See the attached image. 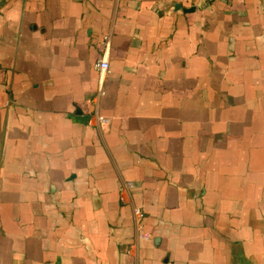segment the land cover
Masks as SVG:
<instances>
[{
    "label": "crops",
    "instance_id": "0c3cea01",
    "mask_svg": "<svg viewBox=\"0 0 264 264\" xmlns=\"http://www.w3.org/2000/svg\"><path fill=\"white\" fill-rule=\"evenodd\" d=\"M0 264H264V0H0Z\"/></svg>",
    "mask_w": 264,
    "mask_h": 264
},
{
    "label": "built area",
    "instance_id": "2783aa9c",
    "mask_svg": "<svg viewBox=\"0 0 264 264\" xmlns=\"http://www.w3.org/2000/svg\"><path fill=\"white\" fill-rule=\"evenodd\" d=\"M96 68L99 70L101 76L106 75L109 72L110 65L107 59H102L96 63ZM104 118H100L103 120Z\"/></svg>",
    "mask_w": 264,
    "mask_h": 264
}]
</instances>
